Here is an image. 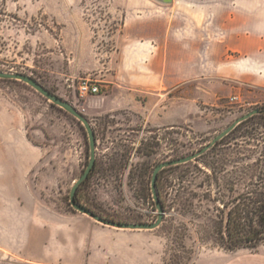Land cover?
Returning <instances> with one entry per match:
<instances>
[{"label": "rangeland", "instance_id": "1", "mask_svg": "<svg viewBox=\"0 0 264 264\" xmlns=\"http://www.w3.org/2000/svg\"><path fill=\"white\" fill-rule=\"evenodd\" d=\"M125 16V0H0V71L33 77L89 119L97 157L79 203L116 221L155 222V167L200 151L237 118L261 110L196 160L161 172L165 217L149 232L161 239L164 264H193L215 250L264 251V239L236 245L227 234L230 218L245 220L239 213L250 204L258 222L264 205V80H191L161 98L119 87L114 58ZM84 79L101 92L81 98ZM90 155L88 131L75 116L29 84L0 78L9 258L23 253L33 216L91 218L70 199Z\"/></svg>", "mask_w": 264, "mask_h": 264}, {"label": "crops", "instance_id": "2", "mask_svg": "<svg viewBox=\"0 0 264 264\" xmlns=\"http://www.w3.org/2000/svg\"><path fill=\"white\" fill-rule=\"evenodd\" d=\"M125 8L117 86L161 98L191 80H264V0H125ZM32 218L23 253L9 258L8 202L0 203V264H164L161 239L149 230L81 215ZM193 264H264V251L215 250Z\"/></svg>", "mask_w": 264, "mask_h": 264}, {"label": "water", "instance_id": "3", "mask_svg": "<svg viewBox=\"0 0 264 264\" xmlns=\"http://www.w3.org/2000/svg\"><path fill=\"white\" fill-rule=\"evenodd\" d=\"M155 1L160 3V4H164V5H169L173 2V0H155ZM0 78L16 79V80H20V81H23V82L29 84L30 86L35 88L38 92H40L42 95H44L47 99H49L54 104L62 107L63 109H65L66 111L71 113L82 124H84V126L86 127V129L88 131V135H89L90 154L91 155H90V161H89L87 168L85 169V171L81 175V177L75 181V183L72 187L71 195H70L71 204L79 212L90 216L91 218L95 219L96 221H98L104 225L111 226V227L118 228V229L153 230V229L158 228L162 224L164 217H165V208H164V206L160 200L158 185H157V180H158L159 174L167 168L177 166V165H181V164H185V163L191 162L193 160H196L198 157H200L205 152H207L212 147H214L220 140H222L224 137H226L228 134H230L240 123L248 120L249 118H251L252 116H254L256 114L262 113V111L259 109H255L253 111H250V112L240 116L239 118H237L230 126H228L225 130H223L215 138H213V140L210 143H208L206 146H204L200 151L193 153V154H190L188 156H183L180 158L166 160V161H163L160 164H158L154 169L153 176H152V182H151L153 196H154V199L156 201L157 208L159 210L158 219L153 223L121 222V221L107 219L106 217H104L100 214H97L92 209H90L87 206L79 203L76 199V195H77V191H78L79 186L87 180V178L89 177L90 173L92 172V170L96 164L97 139H96L95 131H94L89 119L83 113H81L73 104H71L70 102L65 101L61 97L57 96L56 94H54L53 92L48 90L46 87H44L42 84H40L36 79H34L33 77H31L29 75L22 74V73L0 71Z\"/></svg>", "mask_w": 264, "mask_h": 264}, {"label": "trees", "instance_id": "4", "mask_svg": "<svg viewBox=\"0 0 264 264\" xmlns=\"http://www.w3.org/2000/svg\"><path fill=\"white\" fill-rule=\"evenodd\" d=\"M173 167H176V166H173ZM173 167H170V168H173ZM170 168H167V169H170ZM94 169L95 167L93 168V170ZM89 177L87 178V180L89 179ZM85 182H83L78 188L77 195H76V199L78 202H79V190ZM157 185H158V191H159V196H160L161 189H160L158 181H157ZM160 200L162 201L161 196H160ZM87 207L91 209L90 206L87 205ZM255 210H257V208L256 209L252 208L250 204H248L245 207V209L242 210L243 212L241 214L239 213L240 216L243 213H245L246 215L245 220L238 219L236 217L235 218L232 217L229 219V223L227 225L228 226L227 234L232 243H235L236 245L243 244V243L256 244L264 239V205L262 206V208H260V220L258 222L254 221V219L251 218V214H253ZM111 220H114V219H111ZM121 222H124V221H121ZM235 230L237 231L236 233H234Z\"/></svg>", "mask_w": 264, "mask_h": 264}, {"label": "built area", "instance_id": "5", "mask_svg": "<svg viewBox=\"0 0 264 264\" xmlns=\"http://www.w3.org/2000/svg\"><path fill=\"white\" fill-rule=\"evenodd\" d=\"M101 92L99 84L90 79H84L80 82L78 93L81 98H86L90 95H96Z\"/></svg>", "mask_w": 264, "mask_h": 264}, {"label": "flooded vegetation", "instance_id": "6", "mask_svg": "<svg viewBox=\"0 0 264 264\" xmlns=\"http://www.w3.org/2000/svg\"><path fill=\"white\" fill-rule=\"evenodd\" d=\"M160 174H161V173H160ZM160 174H159V175H160ZM158 178H159V177H158ZM157 181H158V180H157Z\"/></svg>", "mask_w": 264, "mask_h": 264}]
</instances>
